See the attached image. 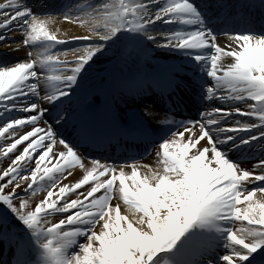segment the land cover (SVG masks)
I'll return each mask as SVG.
<instances>
[{"label":"snow or ice","instance_id":"6c2138e0","mask_svg":"<svg viewBox=\"0 0 264 264\" xmlns=\"http://www.w3.org/2000/svg\"><path fill=\"white\" fill-rule=\"evenodd\" d=\"M128 41L177 62L102 78L66 135L89 70L114 49L137 62ZM0 42L29 49L0 58V264H264V0H0ZM112 90L163 130L155 168L89 160L91 135L124 131Z\"/></svg>","mask_w":264,"mask_h":264},{"label":"bare ground","instance_id":"6f19581e","mask_svg":"<svg viewBox=\"0 0 264 264\" xmlns=\"http://www.w3.org/2000/svg\"><path fill=\"white\" fill-rule=\"evenodd\" d=\"M55 2L58 4V3H60V0H55ZM58 26L60 27L62 32H67L68 35H83V34H85L84 29L80 28L79 25H76V24H71V23L60 20L58 22ZM157 29L160 32H166L165 27H163V24L160 22H157ZM15 35H16V40L19 41L21 39V37L18 34H15ZM217 42L221 46H224L226 43H231L230 41H228L227 38H224V37H219ZM79 45H80L79 47L84 46L82 44H79ZM142 49L144 50L143 51V53H144L143 57H150L152 60H155V61H157V58L161 59V60H167L168 61V62L167 61H160L157 63V65H153L152 68H149L147 65H145V62L137 63V65L146 66V69L144 67H142L141 71L143 73L148 74V75L152 72L159 73L162 71V68H164L165 66L171 65V64L177 62L174 59V57L177 54L175 55L171 52H165V51L159 49L155 44H146L145 46L142 47ZM28 51H29L28 48H22L18 52H9L8 49L5 47L4 43L0 42V54H3L4 52H8L7 57H3L2 55H0V58L7 59L9 61V63L28 59V56H27ZM108 56H110V52L108 53ZM112 61H113V56L109 57V59H106V60L101 61V62L97 63L96 65H94L93 69L89 70L87 77H86V80L83 82L81 88L77 91L78 95L73 97L71 99V102L78 103L79 98L83 97L84 94L85 95H92L91 99H93V96H97L98 93H96V91H95L97 85H94V87H92V90H91L92 92H91V91H86V87H84V85H85L84 83L88 79H90L91 76L94 77V76L102 75L103 79H107L109 76V71H110V68L112 65ZM225 62L226 63L230 62V58H225ZM41 87L43 88V85H41ZM43 94L44 93L42 91L41 95H43ZM100 99H103V97H100ZM109 99H110V101H113V102H116L117 104H119L120 103L119 101H121L120 99H122V98L119 96V94H116L113 96L109 95ZM150 121H151V124L155 127V129H161L160 126L157 123H155L154 120L150 119ZM68 126H67V130H66L65 134H68ZM28 130H30V129H28V128L21 129L18 131V135L23 134V132H26ZM2 145H3V138H0V146H2ZM156 151L148 159L138 163V166H140V170L142 173L147 171V168L144 166H150L152 168H155L157 166ZM10 163H11L10 159L0 158V170L6 168ZM86 163H87V161H86ZM250 164H252V163L245 164V165L250 166ZM32 166L33 167L35 166L34 163ZM126 171L130 172L131 169L126 168ZM82 174H83L82 170L76 169V170H74L73 175L69 176L67 179H63L61 181V184L73 183L76 180H78L79 178H81ZM86 187L87 186H85V189H86ZM46 191H47V189H45V191H43V192L37 193L36 196L33 197L32 199L34 201L38 202L40 199H42L46 195ZM29 196H31V193H29ZM73 198H75V197H73ZM122 211H123V208H122ZM53 219L57 220V219H59V217H54Z\"/></svg>","mask_w":264,"mask_h":264},{"label":"rangeland","instance_id":"374dc122","mask_svg":"<svg viewBox=\"0 0 264 264\" xmlns=\"http://www.w3.org/2000/svg\"><path fill=\"white\" fill-rule=\"evenodd\" d=\"M116 52H117V50L114 49L112 52H110V56H108V57H111V56L114 55Z\"/></svg>","mask_w":264,"mask_h":264}]
</instances>
